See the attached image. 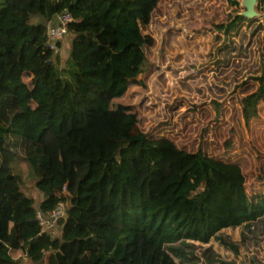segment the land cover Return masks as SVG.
Segmentation results:
<instances>
[{
  "label": "trees",
  "instance_id": "16d2710c",
  "mask_svg": "<svg viewBox=\"0 0 264 264\" xmlns=\"http://www.w3.org/2000/svg\"><path fill=\"white\" fill-rule=\"evenodd\" d=\"M21 1L13 8L14 0H0V264H16L14 255L32 264H264V246L248 237L264 225V187H248L235 160L164 135L154 125L160 118L150 125L142 72L158 0ZM254 10L262 17L234 14L214 24L210 66L182 77L193 79L189 90L202 103L245 68L255 85L240 98L246 126L264 102V60H250L264 35V0ZM63 12L71 18L64 58L63 38L54 54L45 33ZM164 33L162 57L172 71L179 48H195ZM149 69L160 87L164 72ZM16 160L35 176L37 206L7 163ZM59 203L64 214L52 237L36 212Z\"/></svg>",
  "mask_w": 264,
  "mask_h": 264
},
{
  "label": "rangeland",
  "instance_id": "374dc122",
  "mask_svg": "<svg viewBox=\"0 0 264 264\" xmlns=\"http://www.w3.org/2000/svg\"><path fill=\"white\" fill-rule=\"evenodd\" d=\"M14 1L16 4L12 6L13 8L26 4L21 0ZM232 1L234 0H158L146 27L150 48L142 77L149 82V88L144 106L149 115L148 119L151 120L150 125L160 118L158 124H154L155 127H160L163 134L168 137L178 135L177 143L183 147L189 150L200 147L211 156L223 160H235L246 174V185L258 189L264 187V102L258 107V117L252 119L246 126L240 115V98L255 85L250 76L244 75L245 68L238 69L243 76L225 84L221 89L207 91L209 96L202 103L189 90L188 83L193 79L182 80L186 72H196L203 65L210 66L207 62V58L209 59L207 52L215 33L213 25L243 10L240 6L241 0H237L238 3ZM39 21L41 20L38 17L31 18L32 23ZM164 31L169 33V40L173 37L177 40L181 36L189 48H195L194 51L189 50V52L179 48L177 64L172 71L169 69L171 65L165 66L170 60L165 61L162 57ZM63 40L65 42L61 57L64 58V53L69 48L70 35L66 34ZM215 44L221 45V40ZM250 50L253 53L250 57L251 61L254 60L259 64L264 60V35L259 37L258 44L251 45ZM174 51L177 52L176 49ZM197 59L199 62L194 61ZM238 59L242 60V58ZM62 60L59 59L58 68L63 66ZM150 65L164 72L159 81L160 87L156 86L153 76L149 74ZM218 75L216 73L214 77ZM214 83L221 84L217 78ZM212 99L217 100L219 104L217 115L211 103ZM145 130L151 132L152 128ZM229 137L232 144L226 147L223 142ZM7 163L18 179L22 193L31 198L34 206H37L41 194L34 186L35 176L30 166L25 160L7 161ZM260 173L263 174L262 178L259 177ZM251 231L253 233L248 237H251L253 246L256 248L264 246V225L257 229L251 228ZM234 237H238L236 232ZM14 260L16 264H32L25 256L14 255Z\"/></svg>",
  "mask_w": 264,
  "mask_h": 264
},
{
  "label": "built area",
  "instance_id": "2783aa9c",
  "mask_svg": "<svg viewBox=\"0 0 264 264\" xmlns=\"http://www.w3.org/2000/svg\"><path fill=\"white\" fill-rule=\"evenodd\" d=\"M71 20L68 13H61L54 16L46 24V44L49 46L53 53H59L58 41H61L63 36L66 34L65 25ZM64 214V205L59 203L49 214L44 215L40 211L36 212V218L43 232H48L50 236H54V228L56 227V222Z\"/></svg>",
  "mask_w": 264,
  "mask_h": 264
},
{
  "label": "water",
  "instance_id": "95a60500",
  "mask_svg": "<svg viewBox=\"0 0 264 264\" xmlns=\"http://www.w3.org/2000/svg\"><path fill=\"white\" fill-rule=\"evenodd\" d=\"M256 3L257 0H241L240 6L243 8V10L240 11L239 15L248 19L257 17L258 14L254 10Z\"/></svg>",
  "mask_w": 264,
  "mask_h": 264
}]
</instances>
